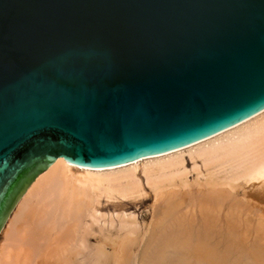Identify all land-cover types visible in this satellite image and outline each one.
Returning <instances> with one entry per match:
<instances>
[{
    "label": "water",
    "instance_id": "1",
    "mask_svg": "<svg viewBox=\"0 0 264 264\" xmlns=\"http://www.w3.org/2000/svg\"><path fill=\"white\" fill-rule=\"evenodd\" d=\"M264 109V0H0V231L58 157L106 168Z\"/></svg>",
    "mask_w": 264,
    "mask_h": 264
},
{
    "label": "bare ground",
    "instance_id": "2",
    "mask_svg": "<svg viewBox=\"0 0 264 264\" xmlns=\"http://www.w3.org/2000/svg\"><path fill=\"white\" fill-rule=\"evenodd\" d=\"M150 197L151 222H141ZM103 200L136 210L104 214ZM1 234L0 264H264V109L118 166L58 157L22 193Z\"/></svg>",
    "mask_w": 264,
    "mask_h": 264
},
{
    "label": "rangeland",
    "instance_id": "3",
    "mask_svg": "<svg viewBox=\"0 0 264 264\" xmlns=\"http://www.w3.org/2000/svg\"><path fill=\"white\" fill-rule=\"evenodd\" d=\"M187 159L189 160L188 158V155H186ZM191 166V163L189 161V167ZM152 203V197H150L147 202H145L141 207H140V217H139V220L141 222H145V223H148L150 220H151V217L148 213H144L145 209L149 208L150 205ZM101 209V212H103L104 214H110V213H114V212H119V211H134L136 210L134 206H130V207H124V206H121L120 204H115V203H107L105 200H103V205L100 207ZM142 218V219H141ZM150 218V219H149ZM144 219V220H143ZM151 222V221H150ZM149 222V223H150ZM7 229V228H6ZM3 234H1L0 236V242H2L3 240Z\"/></svg>",
    "mask_w": 264,
    "mask_h": 264
}]
</instances>
